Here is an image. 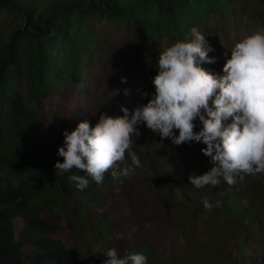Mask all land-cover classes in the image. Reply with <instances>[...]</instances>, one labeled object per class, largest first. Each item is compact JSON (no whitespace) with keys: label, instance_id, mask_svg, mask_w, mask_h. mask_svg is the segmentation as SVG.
<instances>
[{"label":"trees","instance_id":"trees-1","mask_svg":"<svg viewBox=\"0 0 264 264\" xmlns=\"http://www.w3.org/2000/svg\"><path fill=\"white\" fill-rule=\"evenodd\" d=\"M246 1L0 0V20L10 23L0 32V264H103L113 247L120 255L125 250L142 252L147 264H176L171 245L177 247L184 234L187 239L218 236L219 242L223 232L234 237L233 244L222 246L227 256L236 246L235 237L245 238V229L238 225L244 214L257 226L244 239L253 253L247 264H264V183H247L244 177L228 185L221 178L217 187L196 189L189 175L211 167L201 142L177 146L168 138L148 141L134 136L132 147L141 166L120 179L113 178L110 169L101 184L89 180L83 191L69 179L85 175L83 171L61 173L54 167L63 162L57 155L62 133L85 120L94 126L81 112L79 93L85 65L98 48L96 25H129L132 81L141 70L145 47L151 51L149 72L154 75L155 44L163 34L174 42L187 41L194 22L202 23L208 13L218 18L242 13ZM256 1L261 7L253 17L263 26L264 0ZM208 56L215 58L213 52ZM200 66L221 75L215 62ZM23 76L25 97L18 88ZM194 123V131H199V120ZM166 150L175 155V177L160 167ZM258 175L264 179V173ZM203 195L213 205L209 211L203 207ZM178 196L193 207L175 222L168 205L175 208ZM234 203L242 208L237 214L220 205ZM221 212L227 214L224 230L218 221ZM15 220L22 224L18 235ZM174 230L168 241L166 232ZM158 239L167 242L162 247L155 243Z\"/></svg>","mask_w":264,"mask_h":264},{"label":"clouds","instance_id":"clouds-1","mask_svg":"<svg viewBox=\"0 0 264 264\" xmlns=\"http://www.w3.org/2000/svg\"><path fill=\"white\" fill-rule=\"evenodd\" d=\"M212 51L196 27L191 29L189 40L160 51L158 72L152 79L155 93L147 103L131 112L121 107L120 116L101 113L94 126L85 120L71 132L64 131L63 146L57 149L63 162L57 161L55 169L61 173L83 171L85 175L69 177L81 191L89 180L101 184L110 169L113 178H127L141 166L132 146L133 137L139 135L136 126L143 123L174 145H205L201 152L210 157L211 167L201 175H189L196 189L217 187L221 178L235 185L237 178L264 173V28L234 44L222 75L200 66L201 62H215L208 56ZM121 82L126 83V78L121 77ZM118 91L113 89L110 97ZM124 95H128L127 89ZM197 119L201 127L194 131ZM229 119L231 122L225 124ZM202 203L205 211L213 208L207 199ZM105 256L103 264H147V257L139 251L125 250L120 255L113 247Z\"/></svg>","mask_w":264,"mask_h":264},{"label":"rangeland","instance_id":"rangeland-1","mask_svg":"<svg viewBox=\"0 0 264 264\" xmlns=\"http://www.w3.org/2000/svg\"><path fill=\"white\" fill-rule=\"evenodd\" d=\"M243 6V4L241 5ZM261 7L256 0H247L244 5L242 13L232 14L227 12L223 17L218 18L214 13H208L202 19V23L194 22L192 27H196L209 45L214 49L215 66L222 75V67L226 59L230 57L231 49L234 44L242 39L244 36L251 35L253 32L264 28L254 20V13ZM9 22H2L0 20V32L6 31L9 28ZM95 38L98 42V48L94 57L85 65V71L82 77V86L80 89L81 112L88 115L93 125L96 124L97 119L101 113L113 116L121 112V107L127 108L131 112L136 106L145 104L155 93L154 85L152 84L153 77L158 72L157 61L160 51L175 43L166 34H163L155 44L156 68L153 70L154 75L151 76L149 72V64L151 59V51L149 47H145L142 65L139 74L129 81V63L131 58V30L129 25L124 21H120L117 26L103 27L102 24L96 25ZM121 77L126 78V83L121 82ZM25 82L26 77L21 78L18 88L23 97H25ZM113 89H118V93L114 97H110ZM128 90V95H124V90ZM146 93V95H145ZM140 137L148 141H154L160 136L154 134L143 123L136 126ZM175 155L172 151L166 150L163 156L159 159L160 167L171 177H175L177 173V166L174 162ZM209 161V160H207ZM252 180H259L264 183V179L258 174L246 175L245 181L250 183ZM202 200L205 196L200 197ZM176 207L168 205L172 218L175 222H179L181 215L188 212L193 205L182 202L178 196L176 199ZM221 208L226 212L237 214L241 209L239 205H223ZM243 214V210L241 212ZM244 220H239V228L245 229V238L249 237L248 232L254 231L257 227L250 219V216L244 214ZM227 214L221 212L218 215V221L221 223V230H224V219ZM242 221V222H241ZM264 227L262 224L260 227ZM15 235H18L22 224L15 220L13 222ZM227 230V229H226ZM177 233L174 231L166 232V239L170 241ZM243 233V234H244ZM145 232H142L144 236ZM226 233L222 234V241H217L215 237L218 236H202L187 239L185 234L182 241H177V247L171 245V250L174 254V261L176 264H247L252 251L244 243L243 236L235 237L236 246L228 250L229 254L226 256V251L222 246L229 245L234 240V237H226ZM148 237V236H147ZM179 239V238H178ZM149 240V239H148ZM167 242V241H166ZM162 240H155V243L162 247L166 243ZM164 243V244H163ZM206 243V245H205ZM221 248L222 252H219ZM253 251L258 254V246L255 245ZM157 261V260H156ZM186 262V263H185ZM196 263V264H197Z\"/></svg>","mask_w":264,"mask_h":264}]
</instances>
